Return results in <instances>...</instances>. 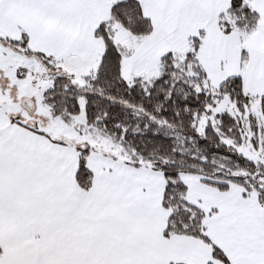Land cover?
<instances>
[{
  "label": "snow or ice",
  "instance_id": "snow-or-ice-1",
  "mask_svg": "<svg viewBox=\"0 0 264 264\" xmlns=\"http://www.w3.org/2000/svg\"><path fill=\"white\" fill-rule=\"evenodd\" d=\"M0 264H264V0H0Z\"/></svg>",
  "mask_w": 264,
  "mask_h": 264
}]
</instances>
